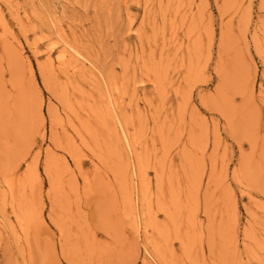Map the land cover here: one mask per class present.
<instances>
[{
    "label": "rangeland",
    "instance_id": "obj_1",
    "mask_svg": "<svg viewBox=\"0 0 264 264\" xmlns=\"http://www.w3.org/2000/svg\"><path fill=\"white\" fill-rule=\"evenodd\" d=\"M0 264H264V0H0Z\"/></svg>",
    "mask_w": 264,
    "mask_h": 264
}]
</instances>
